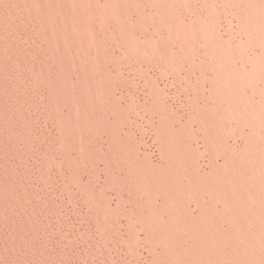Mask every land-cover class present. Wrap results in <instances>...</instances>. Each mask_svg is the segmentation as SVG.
Segmentation results:
<instances>
[{
	"label": "rangeland",
	"instance_id": "obj_1",
	"mask_svg": "<svg viewBox=\"0 0 264 264\" xmlns=\"http://www.w3.org/2000/svg\"><path fill=\"white\" fill-rule=\"evenodd\" d=\"M86 2L0 0V264H264V0Z\"/></svg>",
	"mask_w": 264,
	"mask_h": 264
},
{
	"label": "bare ground",
	"instance_id": "obj_2",
	"mask_svg": "<svg viewBox=\"0 0 264 264\" xmlns=\"http://www.w3.org/2000/svg\"><path fill=\"white\" fill-rule=\"evenodd\" d=\"M64 1V3H63V7H64V9L65 10H67V11H70V12H74L75 13V15L78 17V18H80V19H82L83 18V14H84V12H83V7H82V5H84V3H87L86 2V0H77V5H73L72 3H68V2H66L65 0H63ZM71 1V0H70ZM78 8H79V11H78ZM78 11V12H77ZM94 11H95V13L97 14V15H100V16H102L101 14H100V11L97 9V7L96 6H94ZM97 15H95V19H99V16H97ZM100 18H102L103 19V17H100ZM173 34V33H172ZM243 225V224H242Z\"/></svg>",
	"mask_w": 264,
	"mask_h": 264
}]
</instances>
